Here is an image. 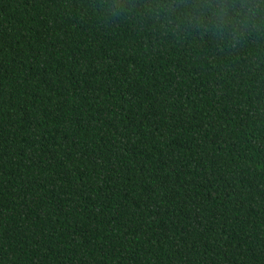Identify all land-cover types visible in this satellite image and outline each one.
<instances>
[{
    "label": "trees",
    "instance_id": "obj_1",
    "mask_svg": "<svg viewBox=\"0 0 264 264\" xmlns=\"http://www.w3.org/2000/svg\"><path fill=\"white\" fill-rule=\"evenodd\" d=\"M112 2L0 0V264H264V29Z\"/></svg>",
    "mask_w": 264,
    "mask_h": 264
},
{
    "label": "clouds",
    "instance_id": "obj_2",
    "mask_svg": "<svg viewBox=\"0 0 264 264\" xmlns=\"http://www.w3.org/2000/svg\"><path fill=\"white\" fill-rule=\"evenodd\" d=\"M123 7L122 0H113L110 10L115 13ZM190 19L221 38L236 39L264 29V0H204Z\"/></svg>",
    "mask_w": 264,
    "mask_h": 264
}]
</instances>
